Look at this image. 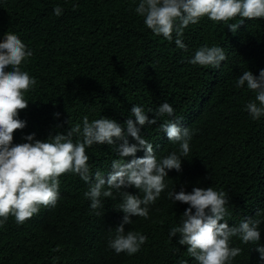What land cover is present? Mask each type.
<instances>
[{
  "label": "trees",
  "instance_id": "1",
  "mask_svg": "<svg viewBox=\"0 0 264 264\" xmlns=\"http://www.w3.org/2000/svg\"><path fill=\"white\" fill-rule=\"evenodd\" d=\"M0 264H264V0H0Z\"/></svg>",
  "mask_w": 264,
  "mask_h": 264
}]
</instances>
